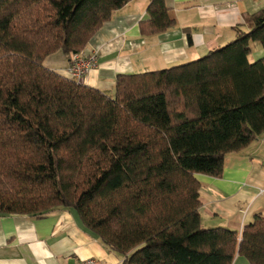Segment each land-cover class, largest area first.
I'll list each match as a JSON object with an SVG mask.
<instances>
[{
    "label": "trees",
    "instance_id": "1",
    "mask_svg": "<svg viewBox=\"0 0 264 264\" xmlns=\"http://www.w3.org/2000/svg\"><path fill=\"white\" fill-rule=\"evenodd\" d=\"M130 0H0V215L73 210L121 264H264V218L200 222L195 174L264 132V7L204 56L118 74L108 94L43 65L68 59ZM143 34L175 22L149 0Z\"/></svg>",
    "mask_w": 264,
    "mask_h": 264
},
{
    "label": "crops",
    "instance_id": "2",
    "mask_svg": "<svg viewBox=\"0 0 264 264\" xmlns=\"http://www.w3.org/2000/svg\"><path fill=\"white\" fill-rule=\"evenodd\" d=\"M149 0H130L114 10L88 40L81 54L96 52L97 63L82 84L113 94L118 74L139 73L177 65L204 56L246 31L244 17L264 7V0H164L174 24L143 34ZM249 61L264 56L251 43ZM43 65L69 77L68 56L48 55ZM200 183V222L205 228L237 231L264 218V132L245 148L228 153L220 177L195 174ZM94 258L99 264H121L123 256L109 250L86 229L70 209L54 208L38 215H0V264H77ZM232 264H251L236 254Z\"/></svg>",
    "mask_w": 264,
    "mask_h": 264
},
{
    "label": "built area",
    "instance_id": "3",
    "mask_svg": "<svg viewBox=\"0 0 264 264\" xmlns=\"http://www.w3.org/2000/svg\"><path fill=\"white\" fill-rule=\"evenodd\" d=\"M96 52L88 54L75 53L69 59L68 73L69 77L79 83L82 82L86 74L91 68L96 66ZM77 264H99L94 258H86L79 260Z\"/></svg>",
    "mask_w": 264,
    "mask_h": 264
}]
</instances>
